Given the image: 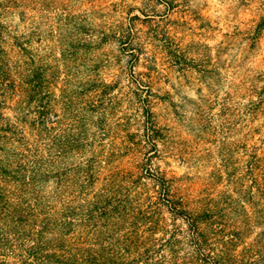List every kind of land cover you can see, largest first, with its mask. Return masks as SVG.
I'll return each mask as SVG.
<instances>
[{
  "label": "trees",
  "instance_id": "1",
  "mask_svg": "<svg viewBox=\"0 0 264 264\" xmlns=\"http://www.w3.org/2000/svg\"><path fill=\"white\" fill-rule=\"evenodd\" d=\"M9 13L0 6V264H264L262 156L238 205L215 184H184L140 156L123 165L126 146L111 130L115 85L99 63L66 90L68 76L33 69L29 34ZM126 36L114 35L122 46ZM133 67L129 93L144 122L134 143L157 150L150 79Z\"/></svg>",
  "mask_w": 264,
  "mask_h": 264
},
{
  "label": "rangeland",
  "instance_id": "2",
  "mask_svg": "<svg viewBox=\"0 0 264 264\" xmlns=\"http://www.w3.org/2000/svg\"><path fill=\"white\" fill-rule=\"evenodd\" d=\"M0 6L18 32L29 34L33 69L68 76L66 90L78 89L80 76L99 63L100 76L115 85L110 110L118 124L111 130L126 146L123 165L140 156L184 184H215L234 205L254 190L256 156L264 160V100L257 96L264 86V0H0ZM119 31L128 35L125 46L115 40ZM130 61L150 79L157 150L134 143L144 122L129 93Z\"/></svg>",
  "mask_w": 264,
  "mask_h": 264
}]
</instances>
